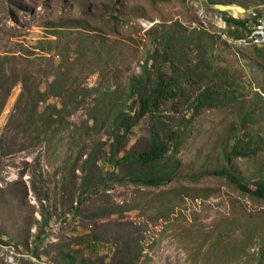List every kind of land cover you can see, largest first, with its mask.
<instances>
[{"label":"rangeland","instance_id":"rangeland-1","mask_svg":"<svg viewBox=\"0 0 264 264\" xmlns=\"http://www.w3.org/2000/svg\"><path fill=\"white\" fill-rule=\"evenodd\" d=\"M258 15L264 0H0V264H264V47L244 41ZM197 73L227 97L194 113ZM148 74L185 95L137 119L117 152L115 119L137 114ZM158 126L181 129L178 167L135 183L124 156ZM239 138L255 151L230 153Z\"/></svg>","mask_w":264,"mask_h":264},{"label":"trees","instance_id":"trees-1","mask_svg":"<svg viewBox=\"0 0 264 264\" xmlns=\"http://www.w3.org/2000/svg\"><path fill=\"white\" fill-rule=\"evenodd\" d=\"M212 2H215V0H212ZM259 17V15L252 17L251 23ZM228 21L236 26H243V32L249 24V20L240 21L235 18H229ZM232 33H234L235 36L242 35V33H238L237 29L233 30ZM162 43L165 44L163 47L164 50L162 51L170 56V63L174 64L177 60L174 66L177 65L180 67V64L182 63V56H180L178 54L179 51L176 50V43L174 44L172 38L168 36L163 39ZM187 62L188 60L184 59V63L186 65ZM209 65L210 68H212V64L210 63ZM199 66L200 65H197V67ZM211 74L212 77L209 79L205 78L206 76L202 73H197V75L194 76V80L199 83H203V81H205V87L197 95V97L191 101V108L194 110V113L195 111H200L206 106L212 105V103L217 99L222 101L226 100L227 94L225 93V84L223 80H220L217 74ZM184 78L187 83L191 81L193 76L191 73H188L184 74ZM183 83L184 81L176 79L172 76L168 78L160 77L159 79L152 81L150 74L146 77L142 76L139 79H136L133 83L132 93H134L137 98V114L132 115L127 111H123L115 119V127L113 128L112 135L114 137L113 145L117 149V152H120L124 148L127 143V138L137 119L142 118L149 112H155L162 104L168 101H175L185 95ZM161 135V128L158 126L156 131L151 130L149 143L146 148L142 149L138 153L129 152L124 156V161H126L129 165L128 174L132 178L133 182L148 186H159L167 183L173 172L177 169V163L172 165H168V163L170 162L171 157L176 155L182 143L183 136L181 134V129L179 127L173 128L171 132L166 133L164 136ZM166 140L172 141L173 151L171 154H168L170 146ZM253 151L255 150L251 141L239 138L237 142L234 143L230 153L234 156H245ZM224 171L232 182L240 178L228 170H223V172ZM242 187L246 188V185L244 184ZM253 193L256 197H264V173L258 183L257 189L254 190ZM66 256L70 255L66 254ZM70 258H72V256H70Z\"/></svg>","mask_w":264,"mask_h":264},{"label":"built area","instance_id":"built-area-1","mask_svg":"<svg viewBox=\"0 0 264 264\" xmlns=\"http://www.w3.org/2000/svg\"><path fill=\"white\" fill-rule=\"evenodd\" d=\"M247 33L250 35L247 39L244 40L245 42L248 41L254 44L255 46L264 47V18L259 17L257 20L253 21L249 26V29L246 34Z\"/></svg>","mask_w":264,"mask_h":264},{"label":"bare ground","instance_id":"bare-ground-1","mask_svg":"<svg viewBox=\"0 0 264 264\" xmlns=\"http://www.w3.org/2000/svg\"><path fill=\"white\" fill-rule=\"evenodd\" d=\"M225 6V5H224ZM227 6V5H226ZM222 8H223V6H222ZM226 8V7H225ZM233 10H235V9H233ZM235 11H237V9L235 10Z\"/></svg>","mask_w":264,"mask_h":264}]
</instances>
